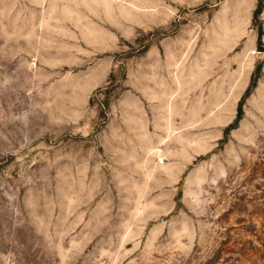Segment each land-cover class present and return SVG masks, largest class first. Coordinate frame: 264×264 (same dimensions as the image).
<instances>
[{
    "label": "rangeland",
    "instance_id": "rangeland-1",
    "mask_svg": "<svg viewBox=\"0 0 264 264\" xmlns=\"http://www.w3.org/2000/svg\"><path fill=\"white\" fill-rule=\"evenodd\" d=\"M257 8L0 0V264H264Z\"/></svg>",
    "mask_w": 264,
    "mask_h": 264
},
{
    "label": "trees",
    "instance_id": "trees-1",
    "mask_svg": "<svg viewBox=\"0 0 264 264\" xmlns=\"http://www.w3.org/2000/svg\"><path fill=\"white\" fill-rule=\"evenodd\" d=\"M263 10H264V0H258V8L255 12V19H257V17H259L262 13H263ZM263 29L261 27V30L259 31V51L260 52H263V48H262V37H263ZM243 117V112H242V107L240 106V111H239V114H238V117L234 123V125H232L230 127V129H235L238 125V123L241 121Z\"/></svg>",
    "mask_w": 264,
    "mask_h": 264
}]
</instances>
